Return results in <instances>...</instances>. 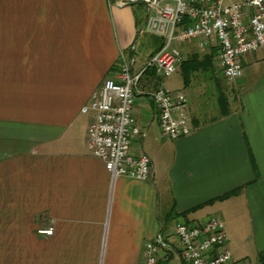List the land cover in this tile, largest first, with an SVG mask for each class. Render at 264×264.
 I'll return each mask as SVG.
<instances>
[{"label":"crops","instance_id":"crops-1","mask_svg":"<svg viewBox=\"0 0 264 264\" xmlns=\"http://www.w3.org/2000/svg\"><path fill=\"white\" fill-rule=\"evenodd\" d=\"M144 24V7L112 0H0V264H145L157 236L159 264H180L176 223L213 217L235 260H264V48L225 86L213 55L205 76L173 89L187 100L185 137L163 138L155 106L136 96L130 155L150 158L149 181L112 179L90 153L81 108Z\"/></svg>","mask_w":264,"mask_h":264},{"label":"built area","instance_id":"built-area-1","mask_svg":"<svg viewBox=\"0 0 264 264\" xmlns=\"http://www.w3.org/2000/svg\"><path fill=\"white\" fill-rule=\"evenodd\" d=\"M117 6L140 5L145 9V30L162 40L161 47L145 65L135 69L133 57L121 60L113 78L105 79L81 113L90 115L87 147L104 164L112 179L124 177L140 182L151 179L152 166L145 154L130 155L131 138L140 134L132 117L138 95H146L158 111L163 138L177 140L190 134L187 100L181 91L160 85L145 90L146 72L155 81L171 77L183 62L177 45L193 41L199 53L215 48L221 74L228 81L243 74L241 60L264 48V0H119ZM51 229L39 230L51 235ZM180 264H258L235 260L224 248L227 236L219 218L201 224L178 221L174 229ZM167 245L160 236L145 245V264H159L158 253Z\"/></svg>","mask_w":264,"mask_h":264},{"label":"rangeland","instance_id":"rangeland-1","mask_svg":"<svg viewBox=\"0 0 264 264\" xmlns=\"http://www.w3.org/2000/svg\"><path fill=\"white\" fill-rule=\"evenodd\" d=\"M158 39L159 38L157 36L150 34V33H147L146 31H142L141 34H138V37H136L133 45L130 47L129 51L131 53V56L127 57L126 60L129 61L133 57V59L135 61V65H136L135 66L136 70H137V68L145 65V63L149 60L151 53L155 49V46L157 45ZM191 42L195 46V43L193 41H191ZM194 46L193 45H187V44L177 45V47L179 48V50L181 52L182 58L185 56V59L192 58L195 55V53L198 56H203V54L199 53V51L196 52L197 50L195 49L196 47H194ZM209 52H212L213 54L218 55V51L215 48L210 49ZM219 72L220 71H217V76L222 81L221 86L227 85L229 81L227 79H225L221 73L219 74ZM202 76H205V75L200 71L195 72L191 75V77H194V78H200ZM158 81H159V84H162V87L169 89V91H171V92H173V89L176 88L177 86H181V87L183 86V77L180 73V70L178 72H176L174 75H172L171 77H166V78L161 77L158 79ZM195 82H196V85L193 83V85H192L193 88H196V86H197L198 81H195ZM143 84H144L143 88L146 91L147 90L149 91L150 89H154L156 87L154 81L143 82ZM144 96H146V95H144ZM202 110H205V108L203 106H202ZM132 139H133V137L131 138V142H132Z\"/></svg>","mask_w":264,"mask_h":264},{"label":"trees","instance_id":"trees-1","mask_svg":"<svg viewBox=\"0 0 264 264\" xmlns=\"http://www.w3.org/2000/svg\"><path fill=\"white\" fill-rule=\"evenodd\" d=\"M161 45H162V40L158 39L157 45L155 46V49L153 50L151 55L154 54L161 47ZM213 55H215V54L211 53V55H205L201 59H198V55L195 54L191 59L186 60V62H182L180 69H181V75L183 77V82L186 83L187 80L191 77V75L193 73L199 72V71L200 72L205 71L206 65L208 67L209 63L211 62ZM146 76H147L145 79L146 82L154 81L155 86L157 84H159L158 79L156 81L154 79H148L149 77L153 78V73L151 71H147ZM217 102H218L220 114L221 115L228 114V103H227L225 96L222 93H220L218 95ZM235 193H236L235 191L230 192V193L218 198V200L226 199V198L230 197L231 195H234ZM260 264H264L263 259L260 260Z\"/></svg>","mask_w":264,"mask_h":264}]
</instances>
